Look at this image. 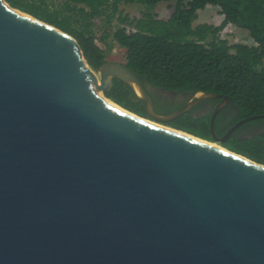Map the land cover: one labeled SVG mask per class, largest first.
<instances>
[{
  "label": "water",
  "instance_id": "95a60500",
  "mask_svg": "<svg viewBox=\"0 0 264 264\" xmlns=\"http://www.w3.org/2000/svg\"><path fill=\"white\" fill-rule=\"evenodd\" d=\"M113 78L146 117L104 95ZM219 97L158 114L125 64L93 70L72 35L0 0V264H264V164L165 126ZM227 101L215 141L263 116L218 137Z\"/></svg>",
  "mask_w": 264,
  "mask_h": 264
},
{
  "label": "trees",
  "instance_id": "16d2710c",
  "mask_svg": "<svg viewBox=\"0 0 264 264\" xmlns=\"http://www.w3.org/2000/svg\"><path fill=\"white\" fill-rule=\"evenodd\" d=\"M6 1L72 35L93 69L106 60V52L95 45L94 39L98 38L104 44L113 39L124 50L122 63L142 81L158 114L167 115L196 92L204 91L228 97V103L214 118L213 127L218 137L243 118L263 115L242 123L225 141L217 142L264 164V0ZM54 2L61 3L64 8L58 9L53 6ZM159 2L172 3L166 19L157 18L150 11L130 16L124 9L127 4L153 6ZM207 6L218 8L222 16L218 25L194 23L198 11ZM73 12L80 17L79 25L71 23ZM227 26L234 27L231 35L244 31L243 35L253 41L231 42L226 32L222 35ZM155 89L180 94L184 99L158 106ZM104 95L123 108L146 117L143 100L128 83L113 78ZM219 99L203 102L215 103ZM202 103L166 125L216 142L210 130L213 106L203 113L198 112Z\"/></svg>",
  "mask_w": 264,
  "mask_h": 264
},
{
  "label": "rangeland",
  "instance_id": "374dc122",
  "mask_svg": "<svg viewBox=\"0 0 264 264\" xmlns=\"http://www.w3.org/2000/svg\"><path fill=\"white\" fill-rule=\"evenodd\" d=\"M58 2V1H57ZM54 2L53 6L57 7L58 9H63L64 6L61 3ZM171 2H159L153 6H141V5H136V4H127L124 6L125 12H128L130 16H139L142 11H150L153 13L157 18L161 19H166L170 13H171ZM74 13V14H73ZM73 17L71 19V23L74 25H79L80 24V17L77 13L73 12ZM71 15V14H70ZM222 21V16L218 13V8L216 6H207L205 9L199 10L198 11V17L194 21V23H199V22H208L212 24L218 25ZM97 27V25H95ZM233 26H227L226 32L229 35V39L231 42H236V41H247L249 42V36L243 35V32L237 31V33H233V35L230 34V31L232 30ZM234 29V27H233ZM240 33V34H239ZM242 33V34H241ZM106 60L108 61H118L122 62L123 61V52L124 50L120 49L117 45V43L113 39H108V43L106 44ZM94 70V69H93ZM98 81H99V73L94 71ZM159 123V122H158ZM217 143L220 145L217 141L213 142ZM222 146V145H220Z\"/></svg>",
  "mask_w": 264,
  "mask_h": 264
},
{
  "label": "flooded vegetation",
  "instance_id": "af4514ba",
  "mask_svg": "<svg viewBox=\"0 0 264 264\" xmlns=\"http://www.w3.org/2000/svg\"><path fill=\"white\" fill-rule=\"evenodd\" d=\"M154 96H156L157 97V101H158V106H164L165 104H168V103H170V102H172V101H175L176 99L177 100H179V102H181L183 99H184V97H182L180 94H175V93H172V92H168V93H165V92H163L162 90H158V89H155L154 90ZM193 96V95H192ZM192 96H190L189 98H191ZM181 98V99H180ZM188 98V99H189ZM220 99L219 100H217L215 103L213 102H208V103H205L204 104V102L203 101H206V100H203V101H200V102H198V103H196L195 105H197V104H199V103H202V104H200V107H198V112H205V111H207V109H209L211 106H213V109H214V107L216 106V104H218L221 100H222V98L223 97H219ZM187 99V100H188ZM216 99H218V98H216ZM212 100V99H211ZM228 103V101L220 108V110L226 105ZM213 111V110H212ZM259 126H261V125H258L257 126V128L259 129V130H261V128L262 127H259Z\"/></svg>",
  "mask_w": 264,
  "mask_h": 264
},
{
  "label": "built area",
  "instance_id": "2783aa9c",
  "mask_svg": "<svg viewBox=\"0 0 264 264\" xmlns=\"http://www.w3.org/2000/svg\"><path fill=\"white\" fill-rule=\"evenodd\" d=\"M114 22V21H113ZM123 24H121V26H122ZM125 27H127V26H125ZM130 29V27H127V30H129ZM226 32V29H224L223 31H222V35L224 34ZM231 32V31H230ZM226 33H228V32H226ZM242 41V40H241ZM253 40L252 39H249V42H252ZM242 42H244V41H242ZM245 42H247V41H245ZM94 43H95V45L100 49V50H102V51H105L107 48H106V44H104L100 39H98V38H96V39H94ZM118 45V44H117ZM118 47L122 50L123 48L122 47H120L119 45H118Z\"/></svg>",
  "mask_w": 264,
  "mask_h": 264
},
{
  "label": "bare ground",
  "instance_id": "6f19581e",
  "mask_svg": "<svg viewBox=\"0 0 264 264\" xmlns=\"http://www.w3.org/2000/svg\"><path fill=\"white\" fill-rule=\"evenodd\" d=\"M100 93V92H99ZM152 122H154V123H156V124H158V125H164V124H161V123H158V122H155V121H153L152 120ZM166 127H168V128H172L171 126H167V125H165ZM213 143V142H212ZM215 146H218V147H220V148H222V149H225V150H228L227 148H225V147H223V146H220V145H218L217 143H213Z\"/></svg>",
  "mask_w": 264,
  "mask_h": 264
}]
</instances>
